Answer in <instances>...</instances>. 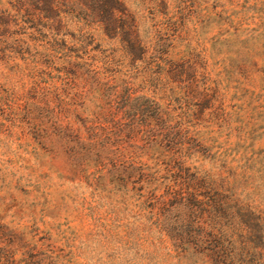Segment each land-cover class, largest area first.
<instances>
[{
  "label": "rangeland",
  "instance_id": "rangeland-1",
  "mask_svg": "<svg viewBox=\"0 0 264 264\" xmlns=\"http://www.w3.org/2000/svg\"><path fill=\"white\" fill-rule=\"evenodd\" d=\"M120 1L143 40L162 37L172 56L195 62L208 94L198 105L208 155L196 214L224 224L235 264H264V0ZM93 35L115 45L99 28ZM38 58L0 61V97L12 99L0 103V264H215L177 257L115 189L65 162L50 102L35 101L50 98ZM214 201L226 214L205 211ZM240 222L249 228L226 226Z\"/></svg>",
  "mask_w": 264,
  "mask_h": 264
},
{
  "label": "trees",
  "instance_id": "trees-1",
  "mask_svg": "<svg viewBox=\"0 0 264 264\" xmlns=\"http://www.w3.org/2000/svg\"><path fill=\"white\" fill-rule=\"evenodd\" d=\"M8 4L0 10V61L16 66L38 54L37 63L50 69V98L35 101L50 102V136L65 162L115 189L177 257L235 264L224 224L196 214L208 155L198 105L208 94L195 62L172 56L162 37L143 40L120 0ZM95 28L115 45L94 42ZM204 207L213 216L227 212L215 201ZM238 225L249 228L226 224L230 232Z\"/></svg>",
  "mask_w": 264,
  "mask_h": 264
}]
</instances>
